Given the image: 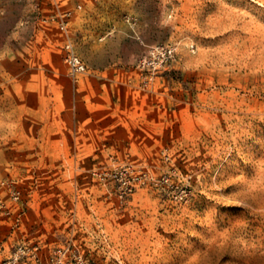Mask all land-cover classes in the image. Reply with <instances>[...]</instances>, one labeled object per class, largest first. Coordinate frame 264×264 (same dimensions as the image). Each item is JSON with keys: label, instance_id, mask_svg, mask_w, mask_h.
Wrapping results in <instances>:
<instances>
[{"label": "rangeland", "instance_id": "1", "mask_svg": "<svg viewBox=\"0 0 264 264\" xmlns=\"http://www.w3.org/2000/svg\"><path fill=\"white\" fill-rule=\"evenodd\" d=\"M59 8L0 0V264H264V0Z\"/></svg>", "mask_w": 264, "mask_h": 264}, {"label": "built area", "instance_id": "2", "mask_svg": "<svg viewBox=\"0 0 264 264\" xmlns=\"http://www.w3.org/2000/svg\"><path fill=\"white\" fill-rule=\"evenodd\" d=\"M40 1V0H38ZM43 3H48L56 7V12L51 15L43 16L42 21L48 28L55 27L62 33H66L69 21L72 17L71 11H61V0H41ZM38 12L42 16V7L38 5ZM131 27L136 26V21L127 19ZM64 46V61L68 67L69 76L72 80H77L88 74L89 67L82 57L75 51L73 43L70 38L66 39ZM177 53V46L175 44L158 43L153 45H145V53L138 60L136 67L142 73L147 75H154L164 69L170 62H172ZM10 200L17 204L21 202L22 191L17 185L16 180H11L8 184ZM0 213L2 215L11 216L13 209L7 205L6 202L0 201Z\"/></svg>", "mask_w": 264, "mask_h": 264}]
</instances>
